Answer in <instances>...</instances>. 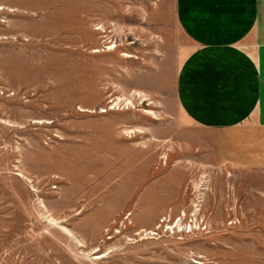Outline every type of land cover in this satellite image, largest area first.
I'll return each instance as SVG.
<instances>
[{
  "label": "rangeland",
  "instance_id": "rangeland-1",
  "mask_svg": "<svg viewBox=\"0 0 264 264\" xmlns=\"http://www.w3.org/2000/svg\"><path fill=\"white\" fill-rule=\"evenodd\" d=\"M177 11L0 0V264H264V168L183 116Z\"/></svg>",
  "mask_w": 264,
  "mask_h": 264
},
{
  "label": "crops",
  "instance_id": "crops-1",
  "mask_svg": "<svg viewBox=\"0 0 264 264\" xmlns=\"http://www.w3.org/2000/svg\"><path fill=\"white\" fill-rule=\"evenodd\" d=\"M177 12L193 44L178 78L183 116L214 133L220 163L263 169L264 0H178Z\"/></svg>",
  "mask_w": 264,
  "mask_h": 264
},
{
  "label": "bare ground",
  "instance_id": "bare-ground-1",
  "mask_svg": "<svg viewBox=\"0 0 264 264\" xmlns=\"http://www.w3.org/2000/svg\"><path fill=\"white\" fill-rule=\"evenodd\" d=\"M99 257H101V256H99ZM98 256H97V258H99Z\"/></svg>",
  "mask_w": 264,
  "mask_h": 264
}]
</instances>
